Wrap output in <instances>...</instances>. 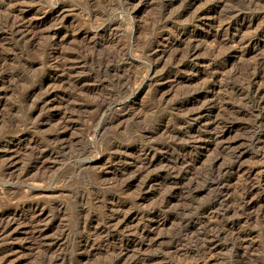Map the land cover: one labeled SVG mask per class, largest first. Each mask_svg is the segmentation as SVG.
I'll list each match as a JSON object with an SVG mask.
<instances>
[{
    "label": "rangeland",
    "instance_id": "obj_1",
    "mask_svg": "<svg viewBox=\"0 0 264 264\" xmlns=\"http://www.w3.org/2000/svg\"><path fill=\"white\" fill-rule=\"evenodd\" d=\"M11 1L13 0H0V167L7 157L14 155L17 148L19 154L16 156V167L11 174L15 175L16 172L31 166L35 161L31 155L33 148H35L34 145H46L45 139L47 136H53L56 134L55 131L59 132L63 128H67L64 133V137L68 141L65 145V151L59 155L60 157L55 163H50L48 169L38 174L47 177L46 182L40 187L41 189H33L34 195H29L31 197L35 196L34 199L42 200L43 204L46 202L44 208L48 217L44 219V224L50 220L48 222L50 226H47L50 237L53 235L59 236L63 232L62 229L65 230V233L68 232V235L70 234V237L66 240L67 244L65 243V247H62V254L67 255L68 264H107L111 259V255L113 256L112 249L115 245L118 249L124 247L125 263L137 264V258L140 257L139 259L143 260L145 256L147 258L149 254L158 251V253L162 251L161 254L166 253L168 250H172L171 248L175 245L181 248L174 249L178 253L173 256L175 252H171L168 255V258L171 259L168 260L167 258L165 264H180V262L181 264H199L195 263L197 258L201 257L197 237L194 240L192 234L186 233L185 229L189 225L193 227L192 222H195L197 215L201 213L203 208L213 202L216 192H205L204 196L192 198L190 194H187L185 188V184L189 180L182 182V180L177 179L167 171L173 166L176 167L175 170L177 168L180 170L179 159L183 154H186V151H189L195 161L190 158L192 162L187 165L189 169L186 168L185 171L190 175L189 179L200 178L202 182L208 174L207 171L210 168L209 164L212 159L216 155L228 159L231 151H219L221 154L216 151V153L218 152L216 154L213 150H209L204 146H192L189 150H185L187 135H181L180 137L177 135L180 128L178 117L181 116L180 119L183 117L179 104L185 102L189 108L209 110L202 107L203 102L205 103L207 99L204 97L197 98L196 89L202 83L211 79V70L199 66L194 71H188L189 74L186 73L187 71L176 73L168 68L167 60H161L158 55V57L153 56L151 53L156 49L155 53H159L169 43L180 44L179 48L181 47V52L184 53L189 49L188 45L190 46V41H193L194 37L198 40L202 39L200 41L204 46H215V50L212 47L205 52L202 51L203 54L201 53L204 57L208 55L207 57L213 61L212 64L215 65L216 63L215 66L219 67L220 65L222 68V71H218L221 75L217 91L220 93L217 94L213 102V93L211 92L209 96L211 104L216 106L218 102V106L221 107L219 113L222 117L238 118L234 123H229L226 138L227 141L242 140L244 143H250V145L249 143L244 144L241 141L242 146L240 143L238 144L239 150L245 153V161L250 163L254 160V155L257 152V147L252 143L251 137L255 133L264 135V114L257 117V113L249 112V116H236V112L230 114L227 110L224 111L222 105L232 103L237 107L242 102L241 105L243 104V107H245L244 110L249 111V106L248 104L245 105L244 101L239 102L238 99L231 98L233 96L232 89L247 80L248 73H246V70L249 67L263 62L264 44L262 41L257 50L249 48L236 52L229 47L231 44L224 41L231 34H236V30L240 27L243 29L239 33L240 36H244V32H246L245 34L248 33L242 23L244 20H248L249 16H252V11L256 7L254 4L259 0H194L189 13L182 17H180L182 12L189 7V0H18L19 4L23 6L22 9L26 12L24 13L25 17L28 18L26 22L30 20L33 23L40 24L32 31L29 29V33H26L27 37L25 35L23 38L13 37L11 32L9 34V28L2 24L10 13L9 6L11 4L9 3L13 4ZM263 6L264 4L260 3L256 9L264 12ZM208 7L214 10L213 16L208 15L209 17L207 16L208 18L205 22H202L201 26L195 24L192 21L193 11L207 10ZM18 12L19 14L16 13V15H22V11ZM214 15L217 18H215V23L212 19ZM57 18L62 20L60 21ZM257 22H260L261 25ZM222 23L223 27H228L230 24V30L227 31V28L219 29V25ZM255 23L248 30V36L253 41L262 40L264 39V24L262 20H257ZM255 26L257 30L254 29ZM260 26L263 27L262 30ZM49 30H59L58 32L66 40L65 44L62 45L63 47H57L48 39L45 34ZM174 50L171 48L169 54H172ZM212 50L214 52H211ZM84 59L87 60L86 64L82 63ZM53 64L59 66L60 69L56 70L57 75L60 74L61 78H57V75L50 76L54 70ZM154 65H157L154 72L156 71L155 76L158 79L169 77V75L168 80L172 79L159 93L155 89L160 82L154 80V76L151 75ZM62 69H69V71L65 72ZM63 74L65 76L70 74L69 79L68 76L65 77ZM209 97L208 99H210ZM43 100L47 101L42 103ZM199 101H202L201 104ZM120 107L124 110H119ZM115 108L121 114H126L125 117L127 118H123L120 125L119 121L114 127L111 126L110 128L106 120L107 117L115 114ZM218 109L209 110L211 116L218 114ZM41 112L44 114H41ZM39 114L42 116H39ZM59 123H61L60 126ZM190 127L196 129L199 125L194 123ZM113 129L117 130L114 131ZM45 132L46 134H44ZM174 135L177 137L175 138ZM144 139L145 146L148 145L149 141V144L153 145L159 153L155 154L153 158L155 165L142 174L144 175H141L142 178L141 176L136 178L137 175H135L134 170L142 154L140 150L144 147L142 142ZM4 145L12 147L10 148L11 151L7 153V148H3ZM162 145L167 146L162 149L164 147ZM13 146H16V148ZM30 146L32 148L28 150ZM117 152L121 155L119 153L118 155ZM130 153H133L132 158H130ZM115 157L117 158L115 159ZM16 177L13 176L10 179L0 175V178H2L0 179V214H3L1 211H6L4 213L7 215H9L7 212H15L13 210L16 201L19 199L24 200L25 194L32 188L30 181H24V179ZM152 177L159 180L160 183L156 182L157 185L155 186L153 183L150 184L149 180H152ZM123 180H131L130 187H123ZM201 182L200 184H202ZM118 186L122 188V192L119 191L120 187L118 188ZM175 190H177L176 193ZM212 194L214 195L211 196ZM168 196L172 197V202L169 206L161 207ZM134 197L137 198L134 199ZM234 200H237V195H232L230 200H227L224 203L225 205L223 204V208L229 206L230 203L232 205L235 202ZM158 202H163V204L160 203L162 205H159ZM13 205L15 206L13 207ZM114 208L119 209L122 216L128 212L127 215L130 217L136 216L137 220L131 223V231L143 223L142 217H149L151 214L157 213L158 220L156 219V222L158 221L157 224L161 223L159 225L160 232L157 231V233H161L160 235L165 234L166 236L161 237H165L164 244L169 245L162 244L157 248H148L145 245L138 247L134 235L130 232L113 234L109 237L106 236L103 230L97 231V229L102 228L101 220L104 219L108 211L114 210ZM57 211H59V214ZM20 212L22 214V211ZM50 212L52 214L54 212V215L57 214V216L52 217ZM87 215L89 218L90 216L95 217L97 223L99 221L98 224L101 225L99 227L97 225L91 226L89 233L81 229V220H84L85 217L89 219ZM1 218L0 216V220ZM259 219L258 223L253 222L250 226L240 228L246 233H250V231L253 233L248 238L249 243L246 245L249 248L240 249L238 247L239 249H237V247L232 248L230 246L229 249L217 252L218 264H264V216ZM18 223L12 226L11 232L8 233L10 235L7 234L9 237L6 235L7 239L0 242L2 244H0V264H47L50 261L49 258L59 255L60 252L58 253V251L56 255H51L47 247L37 246V240L35 241L28 232L30 228L21 224L19 226ZM184 223L185 227L183 226ZM91 231H94V233ZM185 234L188 237L183 236ZM96 237L98 240L93 242ZM86 238L94 243L96 247L91 244V247H88L89 254L81 255L83 257L79 258V248L82 246L80 242H84ZM69 254L72 256L70 257ZM133 256L136 257L135 260ZM138 264L143 263L139 262Z\"/></svg>",
    "mask_w": 264,
    "mask_h": 264
},
{
    "label": "bare ground",
    "instance_id": "obj_2",
    "mask_svg": "<svg viewBox=\"0 0 264 264\" xmlns=\"http://www.w3.org/2000/svg\"><path fill=\"white\" fill-rule=\"evenodd\" d=\"M10 1V0H9ZM172 1V0H171ZM187 1V0H186ZM190 1V3H189ZM189 7H187L181 14L180 17L182 16H186L189 13V9L192 6V3L194 0H189ZM12 3L9 7L10 13L9 15H7V17L5 18V22L2 23L5 27L9 28V34L10 32L12 33L13 37L15 38H23L26 33H29V29H31L30 31H32V29L36 28L38 25L37 23H33L30 20L28 22H26V18L24 13L25 10L22 9V5L19 4L18 0ZM25 2V1H24ZM259 2V3H258ZM258 2H256L254 4L256 7H258L260 5V3L264 4V0H259ZM195 3V2H194ZM171 4V3H170ZM28 5V4H27ZM188 5V4H187ZM8 6V5H7ZM251 6V5H250ZM254 7V6H252ZM256 7H254L253 9V13L252 16L248 17V20H244L242 24L243 27L246 28V31L249 33V29H251L254 24H256L255 22L257 20H262L263 24H264V12L262 10H257ZM264 7V6H263ZM26 8V7H25ZM184 9V8H183ZM205 9V8H204ZM7 10V9H6ZM199 10V9H198ZM18 11H22V15H16V13L19 14ZM196 11V12H195ZM193 11L194 13V17L193 20L195 22V24L197 23L198 25L200 24V26L202 25V22H205V20L212 15L214 12L213 9H211V7L207 10H195ZM6 12V11H5ZM181 12V11H180ZM14 14V15H11ZM177 15V14H176ZM209 15V16H208ZM234 15V14H233ZM4 16V15H3ZM208 16V17H207ZM213 16V15H212ZM216 15H214V17L212 18L214 21L213 23L216 22ZM248 16V15H247ZM216 18V19H215ZM59 19V18H57ZM56 19V20H57ZM60 21L62 19H59ZM177 21V20H176ZM222 21V20H221ZM59 22V21H58ZM62 23V22H61ZM260 23V22H257ZM193 24V23H192ZM194 24V25H195ZM241 24V25H242ZM230 25V24H229ZM229 25L228 27L225 26L223 27V23L219 25V29H223V28H227L226 30L229 31ZM261 25V23L259 24ZM1 26V25H0ZM197 26V25H195ZM258 27V26H257ZM235 28V27H234ZM261 30L263 27H261ZM254 29L257 30L256 26L254 27ZM253 29V30H254ZM259 29V28H258ZM3 30H5L3 28ZM243 29L240 27L238 30H236V34L233 33L231 34L230 37H228V39L224 42H227L228 44H231L229 47L233 50V51H238L241 49H249V48H253L254 50L259 49V46L261 45L262 41L264 44V39L262 40H256L253 41L251 39L250 36H248L249 34H245L246 32H244V36H240L239 33L242 31ZM59 30H49L47 32V37L50 41H52V43L54 45L58 46H62L65 44L64 37L58 32ZM255 31V30H254ZM257 32V31H256ZM259 32V31H258ZM255 33V32H254ZM67 34V33H66ZM65 34V35H66ZM71 34V33H70ZM256 34V33H255ZM260 35V34H259ZM258 35V36H259ZM252 36H254L252 34ZM264 36V34H263ZM27 37V35H26ZM194 37V36H193ZM261 37V36H260ZM195 39L193 41H190V46L188 45L189 49L182 53L181 52V47L179 48L180 44H176L174 45V43H169L165 45V49H163L162 51H160L159 53H155L157 51H152L151 54H153V56H159V58L161 60H167L166 64L168 66V68L171 69V71H175L176 73H180V72H186L188 73V71H194L195 69H198L197 67L201 66V67H207L208 70H211V74L210 77L211 79H208L207 81H205L204 83H202L200 86H198V88L196 89V97L200 98V97H204L206 98V102H203V106L206 109L212 110L214 108L218 109V114L216 113L215 116H211V113L209 110H205L203 111L201 108H189L187 103H182L179 104V108H180V112H183V117L182 119L181 116L178 117L179 118V125L180 128L177 132L178 137H180L181 135H187V141L185 144V150H189L190 147H198V146H204L206 148H208L209 150H213L214 153H216V151H231V154L228 156V159L223 158V156H218L216 155V157H214L211 161V163L209 164V169H208V174L205 177V179L201 182L200 178H190L188 173L185 171V169H189L187 167V165L192 162V159H194V157L192 156V154L189 153V151H186V154L179 159V164L181 166L180 170H178V168L175 170L174 166L173 168L169 169L167 172H170L171 175H174L175 177H177V179H180L183 181L189 180L186 185V189H187V194L194 198H198L200 196H202L205 192H212L215 193V197L214 200H212L213 202L211 204H209L208 206H206L205 208L202 209L201 213H199L197 215V218L195 219V222H192L193 227L192 226H187L186 227V233L188 234H192V238H194V240L197 237V245H199V250L201 253V257L197 260L195 263H199V264H218L219 262V258L216 256L217 252H220L222 250H226L229 249L230 246H232V248L237 247V249H241L247 248L246 245L249 243L248 238L251 237V234H253L251 231L250 233H246L244 230H241L243 226H250V224L253 222H257L258 220H260L259 218L264 216V135H260L258 134H254L251 137V141L252 143L257 147V152L256 155H254V160L251 161L250 163L245 161V153L241 150H239L238 148V144L242 141V140H228L226 138V130L228 129V125L229 123H234L236 119L238 118H231V117H226L224 118V116L222 117L221 114L219 113V111L221 110V107L218 106V102L216 106H213L211 104V98L209 97L211 95V92L213 93L212 95V101L214 102L215 98L217 97V94L220 93L219 91H217V87L220 84V71H222L221 66L219 65V67L215 66L214 64H212V60L209 59L207 56L204 57L202 54V51H207V49H211L213 47V49L215 50V46L214 45H209V46H204L203 43L198 40L196 37H194ZM257 38V37H256ZM260 39V38H259ZM18 40V39H17ZM191 40V39H190ZM12 41V40H11ZM68 42V41H67ZM174 42V41H173ZM180 42V41H179ZM189 42V41H188ZM205 42V41H204ZM224 44V43H223ZM63 47V46H62ZM175 47V50H174ZM187 47V45H186ZM264 47V46H263ZM262 47V49H263ZM171 48H173L174 52L171 53ZM61 49V48H60ZM177 49V50H176ZM187 49V48H186ZM261 49V50H262ZM185 50V49H184ZM183 50V51H184ZM214 50H212L211 52H214ZM218 51L220 49H217ZM202 53V54H201ZM211 55V54H210ZM214 55V54H213ZM85 56V55H84ZM157 56V57H158ZM218 56V55H217ZM68 57V56H67ZM66 57V58H67ZM81 58V56H80ZM85 58L87 59V57L85 56ZM168 58V59H167ZM213 58V57H211ZM218 58V57H217ZM68 59V58H67ZM84 59V61L82 62L83 64L87 63V60ZM151 59V58H150ZM154 59V58H153ZM66 60V59H65ZM69 60V59H68ZM80 60V59H79ZM159 60V59H158ZM262 61V60H261ZM165 62V61H164ZM65 64V63H64ZM81 64V63H80ZM54 65V64H53ZM82 65V64H81ZM163 65V64H162ZM65 66V65H64ZM68 66V65H67ZM117 66V65H116ZM157 66V65H156ZM156 66L154 65L152 71L153 73L151 75H153V79L160 82L159 84L156 85V92L159 93L160 91H162L163 87L165 85H167L168 83L171 82V80H168L170 78L169 77H161L160 79H158L155 76V72L154 70H156ZM224 66V65H223ZM222 66V67H223ZM70 67V66H68ZM73 67V66H72ZM52 68V67H51ZM59 66L58 65H54V70L51 73L50 76H56L57 75V70ZM64 68V67H63ZM71 68V67H70ZM163 68V66H162ZM206 68V69H207ZM2 69V68H1ZM47 69V68H46ZM60 69V68H59ZM86 69V68H85ZM128 69V68H127ZM164 69V68H163ZM65 72H67V70L69 71V69L65 70L62 69ZM76 70V69H75ZM158 70V69H157ZM233 70V69H232ZM236 70V69H235ZM38 71V70H37ZM43 71V70H42ZM63 71V72H64ZM85 71V70H84ZM89 71V70H88ZM160 71H162V69H160ZM170 71V70H169ZM219 71V72H218ZM228 71V70H226ZM243 71V70H242ZM248 73L247 74V80H244L245 82L242 83L239 86H236L234 89H232V93L233 96L231 98H235L238 99L239 102L240 101H244L243 103L246 105L248 104L249 106V111H245L243 107V104L241 105V103L239 104V106L236 107V105L232 104V103H227L225 106L222 105V108L225 110H227L228 112H236V116H247L249 114V112H255L257 113V117L261 116L264 114V60L261 63H258L256 65H252L251 67H249V69L246 70ZM64 72V73H65ZM159 72V71H158ZM199 72V71H198ZM232 72V71H231ZM236 72V71H235ZM3 73V72H2ZM168 73V72H167ZM172 73V72H171ZM174 73V72H173ZM219 73V74H218ZM222 73V72H221ZM229 73V71H228ZM62 74V72H61ZM72 74V73H71ZM157 74V73H156ZM189 74V73H188ZM234 74V73H233ZM243 74V73H242ZM64 75V74H63ZM174 75V74H173ZM239 75V74H238ZM246 75V74H245ZM65 76V75H64ZM68 76V74L66 75ZM65 76V77H66ZM168 76V74H167ZM241 76V75H240ZM57 78H61V75L58 74L56 76ZM69 76L67 77L69 79ZM151 77V76H150ZM151 77V78H152ZM197 77V76H196ZM209 77V78H210ZM223 77V76H222ZM230 77V76H228ZM150 78V79H151ZM237 78V75H236ZM128 79V78H127ZM222 79V78H221ZM239 79V78H238ZM126 80V79H125ZM143 80V79H142ZM153 80V81H154ZM64 81V80H63ZM66 81V80H65ZM68 82V81H67ZM203 82V81H202ZM61 83V82H60ZM65 83V82H64ZM154 83V82H153ZM239 83V82H238ZM155 85V83H154ZM234 85V84H233ZM47 86V85H46ZM73 86V85H72ZM39 88V87H38ZM37 88V89H38ZM219 88V87H218ZM40 89V88H39ZM48 89V88H47ZM65 89V88H64ZM45 90V89H44ZM67 90V89H66ZM219 90V89H218ZM226 93V92H224ZM46 94V93H45ZM86 94V93H85ZM231 94V93H230ZM44 95V94H43ZM37 96H41V95H37ZM163 96V95H162ZM33 97V96H32ZM30 97V98H32ZM36 97V96H35ZM43 97V96H42ZM47 97V96H46ZM208 97L210 99H208ZM220 97V96H219ZM218 97V98H219ZM65 98V97H64ZM37 99H39L37 97ZM35 99V100H37ZM219 100V99H218ZM234 100V99H233ZM38 101V100H37ZM44 101L47 100H43L42 103H44ZM195 101V100H194ZM217 101V99H216ZM227 101V99H226ZM193 102V101H192ZM200 102V101H199ZM202 102V101H201ZM200 102V104H201ZM220 102V101H219ZM224 102V101H223ZM229 102V101H228ZM231 102V101H230ZM34 103V102H33ZM46 103V102H45ZM48 103V102H47ZM222 103V102H221ZM192 104V103H191ZM195 104V103H194ZM197 104V103H196ZM199 105V104H198ZM215 105V104H214ZM43 106V104H42ZM46 106V105H45ZM44 107V106H43ZM191 107V106H190ZM198 107V106H197ZM200 107V106H199ZM37 108V107H36ZM98 108V107H97ZM103 108V107H102ZM119 108V107H118ZM121 108V107H120ZM195 108V107H194ZM247 108V107H246ZM46 109V108H45ZM52 109V108H51ZM50 109V110H51ZM95 109V108H94ZM117 108H115L116 110ZM37 110V109H36ZM43 110V109H42ZM119 110H124V109H119ZM119 110L115 111V114L110 117H107V122L108 125L111 126H115L116 123H119V125L121 124L123 118H127L125 117L126 114H121L119 112ZM114 111V110H113ZM179 111V110H178ZM222 112V111H221ZM250 113V114H251ZM41 114H44L41 112ZM113 114V113H112ZM226 114V113H225ZM254 114V113H253ZM48 115V114H46ZM94 115V114H93ZM224 115V114H223ZM39 116H42L39 114ZM45 116V115H44ZM179 116V115H177ZM249 116V115H248ZM251 116V115H250ZM264 116V115H263ZM68 117V116H67ZM256 117V116H254ZM256 117V118H257ZM39 118V117H38ZM249 118V117H248ZM72 119V118H71ZM70 119V122H71ZM245 119V117H244ZM253 119V118H252ZM42 120V119H41ZM65 120V119H64ZM63 120V121H64ZM241 120V119H240ZM243 120V119H242ZM237 121V120H236ZM256 121V120H255ZM258 121V120H257ZM37 122V121H36ZM172 122V121H171ZM176 122V121H175ZM250 122V121H249ZM198 124L199 127L196 129H192L190 126ZM35 124V123H33ZM249 124V123H248ZM61 125V123H59V126ZM34 126V125H33ZM247 126V125H246ZM64 127V126H63ZM68 127V126H67ZM169 127V126H167ZM253 127V126H252ZM118 128V127H116ZM57 129V128H56ZM62 129V128H59ZM67 128H63L61 131L56 132L55 135H49L47 136L46 140V145H38L35 144V148H33L31 155L34 158V162L31 166L26 167V168H22V171H18L16 172L17 174L13 175L11 174V172H13L14 168L16 167V156L19 154L18 152V148L17 150L12 151L14 152V155H11L10 157H7L3 162L2 165L0 167V175L4 178H12L13 176H17L20 179H24L28 180L32 183V188L29 189V191L25 194V199L24 200H18L16 201L15 205H13L15 212L13 213H9L7 212L9 215H7L6 211H1L3 214H0V216L2 217L0 220V242H3L5 239H7L6 237L10 234L12 226L14 224H20L21 225H25L27 227L30 228V234L32 235L33 239L38 243L37 246H42L47 247V250H49V254H54L56 255L57 251L59 253V255L53 256V258H49L50 261L48 262L47 260V264H68V260L65 256V254L63 252V246L66 245V240L67 238H69L70 234L68 235V232H64L65 230L62 229L61 231H63L59 236H52L50 237L48 234V227L49 225V221L47 223L44 224V219L47 218L48 214H46V209L44 208V205L41 201L42 200H37V198L34 199L35 196L34 195V191L33 189L36 190V188H40L43 184H45L47 177L38 175L41 171L43 172V170L45 171V169L49 168L50 163H55L56 160L60 157L59 155L61 153H63L65 151V145L67 144V140L64 137V133L65 130ZM166 129V128H165ZM164 129V130H165ZM29 130V129H28ZM69 130V129H68ZM114 131H116L115 129H113ZM164 130H162V132H164ZM247 130V129H246ZM166 131V130H165ZM249 131V130H248ZM54 132V133H55ZM168 132V131H167ZM53 133V134H54ZM152 133V132H151ZM246 133V132H245ZM250 133V132H249ZM248 133V134H249ZM46 134V132L44 133ZM160 134V133H159ZM163 134V133H162ZM176 135V134H175ZM174 135V136H175ZM250 135V134H249ZM163 136V135H162ZM169 136V135H168ZM167 136V137H168ZM173 136V137H174ZM45 137V136H44ZM151 137V136H150ZM153 137V136H152ZM177 136H175L176 138ZM183 137V136H182ZM146 138V137H145ZM155 138V137H154ZM229 138V137H228ZM142 139V138H141ZM140 139V140H141ZM151 139V138H150ZM148 139V140H150ZM168 139V138H167ZM180 139V138H179ZM250 139V138H249ZM245 140V139H244ZM31 141V140H30ZM42 141V140H41ZM147 141V140H146ZM155 141V140H154ZM171 141V140H170ZM143 145L145 142L142 140ZM173 142V141H172ZM243 142V141H242ZM41 143V142H40ZM147 143V142H146ZM244 143V142H243ZM243 143H240V145L242 146ZM249 142H245L244 144H248ZM42 144V143H41ZM71 144V143H70ZM148 145L142 148L141 151V156L139 158V162L135 167L134 173L135 175H137L136 178H138V176L140 177L142 174L146 173L147 171H149L154 165H155V161H154V156L155 154L159 153L157 151V149H155V147H153V145L149 144V141L147 143ZM153 144V143H152ZM167 144V143H166ZM252 144V145H253ZM175 145V144H174ZM239 145V146H240ZM250 145V143H249ZM18 146V145H17ZM32 146V145H31ZM28 147V150H31V148L33 147ZM164 146V145H162ZM167 145H165L162 149H165ZM246 146V145H245ZM7 148L6 151L7 153L11 151L9 145L8 146H3V148ZM14 148H16V146H13ZM68 147V146H67ZM2 148V149H3ZM161 148V147H160ZM1 149V148H0ZM27 150V151H28ZM117 150V149H116ZM115 150V151H116ZM195 150V149H194ZM125 151V150H124ZM161 151V149H160ZM166 151V150H165ZM120 152V151H119ZM117 152V154L119 153ZM122 153H124L123 151H121ZM139 152V151H138ZM217 152V153H218ZM223 152V153H224ZM30 153V152H29ZM216 153V154H217ZM220 153V152H219ZM120 154V153H119ZM118 154V155H119ZM126 154V152H125ZM129 154V153H128ZM133 154V153H132ZM132 154L130 153V158H132ZM221 154V153H220ZM227 154V153H226ZM225 154V156H226ZM121 155V154H120ZM30 156V154H29ZM31 156V159H32ZM112 156V155H111ZM123 156V155H122ZM125 156V155H124ZM128 157V156H127ZM187 157H189V159H187ZM117 157H115L116 159ZM125 158V157H124ZM129 158V157H128ZM125 160V159H124ZM135 160V159H134ZM122 161V160H121ZM120 161V162H121ZM136 161V160H135ZM177 161V160H176ZM195 161V159H194ZM134 162V161H133ZM123 163V162H122ZM126 163V161H125ZM128 163V161H127ZM31 164V162H30ZM135 164V162H134ZM175 164V163H174ZM125 166V165H124ZM131 166V165H130ZM167 166V165H166ZM177 166V165H176ZM194 166V165H193ZM178 167V166H177ZM131 168V167H130ZM165 168V167H164ZM192 169V168H191ZM202 169V168H201ZM17 170V169H16ZM167 170V169H166ZM193 170V169H192ZM196 170V169H195ZM192 172V171H191ZM194 172V171H193ZM45 173V172H44ZM131 173V172H130ZM190 173V172H189ZM148 174V173H147ZM153 174V173H152ZM160 175V174H159ZM167 175H169L167 173ZM199 175V174H198ZM144 176V175H142ZM141 176V178H142ZM147 176V175H146ZM151 176V175H150ZM195 176H197L195 174ZM16 177V178H17ZM194 177V176H192ZM3 178V179H4ZM133 178V176H132ZM135 178V179H136ZM145 178V177H144ZM153 178V177H152ZM2 179V178H0ZM15 179V177H14ZM129 179V178H128ZM140 179V178H139ZM145 180H147L145 178ZM106 181V180H105ZM116 181V180H115ZM131 181V180H130ZM130 181L129 180H123V187H130ZM144 181V180H143ZM150 184L153 183L154 186L157 185L156 182H159V180H157L156 178H153L152 180H149ZM174 181V180H173ZM200 182L202 184H200ZM107 183V182H106ZM122 183V182H121ZM144 183V182H142ZM186 183V182H185ZM162 184V183H161ZM144 185V184H143ZM142 185V186H143ZM141 186V187H142ZM151 186V185H150ZM120 186H118L119 188ZM152 187V186H151ZM176 187V186H175ZM171 188V187H170ZM41 189V188H40ZM126 189V188H125ZM173 189V188H172ZM176 189V188H175ZM185 189V190H186ZM119 190V189H118ZM122 188L120 187L121 191ZM125 191V190H124ZM123 191V192H124ZM127 191V190H126ZM183 191V190H182ZM181 191V192H182ZM122 192V191H121ZM144 192V190H143ZM177 192V190H175V193ZM180 192V191H179ZM180 192V193H181ZM184 193V192H183ZM182 193V194H183ZM29 194H33L31 197ZM179 194V193H178ZM214 194H212L211 196H213ZM232 195H237V200L235 202L229 204V206L223 208V204L227 202V200L229 201L230 198L232 197ZM12 196V195H11ZM181 196V195H180ZM189 196V197H190ZM204 196V195H203ZM164 197V196H163ZM188 197V198H189ZM12 198V197H11ZM14 198V197H13ZM137 197H134V199ZM139 198V197H138ZM148 198V197H147ZM187 198V197H186ZM234 198V197H233ZM112 199V198H111ZM117 199V198H116ZM185 199V198H184ZM202 199V198H201ZM11 200V199H10ZM17 200V199H16ZM87 200V199H86ZM91 200V199H90ZM98 200V199H97ZM113 200V199H112ZM140 200V199H139ZM179 200V198H178ZM14 201V200H13ZM92 201V200H91ZM108 201V200H107ZM136 201V200H135ZM162 201V200H161ZM109 202V201H108ZM116 202V201H115ZM172 202V197L168 196L165 198V202L164 205L163 202H160L162 204L161 207L163 206H169L170 203ZM106 203V202H105ZM111 203V202H110ZM136 203V202H135ZM138 203V202H137ZM157 203V204H158ZM229 203V202H228ZM55 204V202H54ZM57 204V203H56ZM112 204H114L112 202ZM121 204V203H120ZM140 204V203H139ZM51 205V203H50ZM107 205V204H105ZM119 205V204H118ZM158 205V206H159ZM225 205V204H224ZM46 206V205H45ZM114 206V205H113ZM200 206V205H199ZM48 207V204H47ZM119 207V206H118ZM123 207V206H122ZM157 207V206H156ZM21 208V209H20ZM60 208V207H59ZM57 208V209H59ZM116 208V207H115ZM112 209L111 211H108L107 214L104 216V219L101 220L102 222V226L99 223H97V219H95V217L93 216H88L89 219H87V217L83 218L84 220H81V229L86 230L88 233L90 232V228L93 225H97V227H99V225L102 228L97 229L98 230H103L106 234V236H112L113 234H123L126 232H130V234H133L135 237V242H137L138 247L139 246H146L148 248H152V247H160L162 244L165 243V237H161L164 235H160L157 233L160 232V228L159 225H161V223L157 224L156 219L157 213L151 214L148 219L147 217H142L143 219H141L143 221V223L141 225H139L138 227L135 228V230L131 231V223L135 222V220H137L135 217H130L129 215L125 214L124 216H122V212L118 209ZM168 208V207H167ZM51 209V208H50ZM123 209V208H120ZM156 209V208H155ZM161 209V208H160ZM163 209V208H162ZM49 210V208H48ZM56 211V209H54ZM61 210V209H60ZM109 210V209H108ZM157 210V209H156ZM165 210V209H164ZM198 210V209H197ZM22 211V214H20ZM50 211V210H49ZM53 211V210H52ZM152 211V209H151ZM161 211V210H160ZM166 211V210H165ZM189 211V210H188ZM25 212L27 213L25 215ZM59 214V211H57ZM63 212V211H62ZM127 212V211H126ZM125 212V213H126ZM149 212V211H148ZM51 213V212H50ZM52 214V213H51ZM147 215V214H146ZM145 215V216H146ZM186 215V214H185ZM191 215V214H190ZM263 215V216H262ZM6 216V217H5ZM12 216V217H11ZM51 216V215H50ZM53 216H57V214L54 215V212L52 214ZM103 216V215H102ZM101 216V217H102ZM161 216V214H160ZM51 218V217H50ZM58 218V217H57ZM9 219V220H8ZM100 219V218H99ZM98 219V220H99ZM140 220V221H141ZM158 220V219H157ZM55 221V219H54ZM190 221V220H189ZM42 223V224H41ZM190 223V222H189ZM260 223V221H259ZM41 224V225H40ZM44 224V226H43ZM51 224V223H50ZM191 224V223H190ZM251 224V225H252ZM48 226V227H47ZM53 226V225H52ZM137 226V225H136ZM183 226L185 227V223L183 224ZM52 228V227H51ZM95 228V227H94ZM133 228V227H132ZM241 228V229H240ZM159 229V230H158ZM80 230V229H79ZM78 230V231H79ZM60 231V229H59ZM58 231V233H59ZM69 231V230H68ZM83 231V230H82ZM85 231V232H86ZM96 231V230H95ZM27 232V231H26ZM57 232V231H56ZM92 232V231H91ZM57 233V234H58ZM83 233V232H82ZM87 233V234H88ZM94 233V231L92 232ZM98 233V232H97ZM96 233V234H97ZM180 233V232H179ZM8 234V235H7ZM103 234V233H102ZM129 234V233H128ZM181 234V233H180ZM194 234V235H193ZM7 235V236H6ZM56 235V234H55ZM85 235V234H84ZM83 235V236H84ZM90 235V234H89ZM88 235V236H89ZM93 235V234H92ZM178 235V234H177ZM176 235V236H177ZM82 236V238H83ZM86 236V235H85ZM96 236V235H95ZM129 236V235H128ZM166 236V235H165ZM181 236V235H180ZM185 237H188L187 234L183 235ZM182 236V237H183ZM254 236V235H253ZM9 237V236H8ZM90 237V236H89ZM93 237V236H92ZM98 237V236H97ZM96 237V239H94L93 242H95V240H98V238ZM103 237V236H102ZM178 237V236H177ZM181 237V238H182ZM81 238V239H82ZM101 238V237H100ZM190 238V237H189ZM72 239V238H71ZM84 239V238H83ZM91 239V238H90ZM176 239V238H175ZM188 239V238H187ZM252 239H254L252 237ZM69 240V239H68ZM93 240V239H92ZM113 240V239H112ZM182 240V239H181ZM251 240V239H250ZM34 241V243H35ZM49 241V243H47ZM132 241V240H131ZM171 241V240H169ZM179 241V240H178ZM184 241V240H183ZM186 241V240H185ZM190 241V240H189ZM192 241V240H191ZM6 242V241H5ZM99 242V241H98ZM182 242V241H181ZM180 242V243H181ZM188 242V240H187ZM196 242V241H195ZM33 243V244H34ZM46 243V244H45ZM66 243V244H65ZM69 243V242H68ZM78 243V242H77ZM169 243V242H168ZM175 243V242H174ZM186 243V242H185ZM189 243V242H188ZM191 243V242H190ZM193 243V242H192ZM1 244V243H0ZM82 244V246H80L79 248V258H82L84 255L89 254V250L88 247H91V244H94L92 242H90L89 239L86 238V240L84 242H80V245ZM97 244V243H96ZM122 244V243H121ZM177 244V243H176ZM253 244H255L253 242ZM252 244V245H253ZM2 245V244H1ZM98 245V244H97ZM108 245V244H107ZM165 245V244H164ZM167 245V244H166ZM165 245V246H166ZM169 245V244H168ZM167 245V246H168ZM179 245V244H177ZM183 245V244H180ZM197 245H192V246H197ZM95 246V244H94ZM117 246V245H115ZM114 246V248L112 249L113 251V256L111 255V259L109 260V262H105L107 264H122L123 262L125 263V258H126V254H125V250H123V248H116ZM120 246V245H119ZM191 246V247H192ZM249 246V245H248ZM65 247V246H64ZM96 247V246H95ZM121 247V246H120ZM126 247V246H125ZM145 247V248H146ZM172 247V246H171ZM179 247V246H178ZM176 247L174 245V247H172V250H166V253H153V254H149L145 259L141 260L139 258H137L138 262H136L137 264L139 262H142L143 264H165L167 262V258L169 257L168 255L172 252H175L176 249H180L181 247ZM189 247V246H188ZM190 247V248H191ZM239 247V248H238ZM40 248V247H39ZM108 248V247H107ZM132 248V247H131ZM130 248V249H131ZM144 248V249H145ZM198 248V247H197ZM196 248V249H197ZM249 248V247H248ZM247 248V249H248ZM67 249V247H66ZM65 249V250H66ZM90 249V248H89ZM127 249V248H126ZM134 249V248H133ZM175 249V250H174ZM91 250H93L91 248ZM129 250V249H128ZM153 250V249H152ZM162 250V249H161ZM174 250V251H173ZM198 250V249H197ZM232 250V249H231ZM67 251V250H66ZM143 251V250H142ZM151 251V250H150ZM65 252V251H64ZM69 252V251H68ZM139 252V249H138ZM145 252V251H144ZM198 252V251H197ZM47 253V252H46ZM45 253V255H46ZM67 253V252H65ZM132 253V252H131ZM146 253L148 254L147 250ZM150 253V252H149ZM178 253L175 252L173 254V256ZM180 253V252H179ZM247 253V252H246ZM48 254V253H47ZM68 254V253H67ZM77 254V253H76ZM92 254V253H91ZM133 254V253H132ZM137 254V253H136ZM141 254V252H140ZM144 254V253H143ZM161 254V255H160ZM195 254V253H194ZM231 254V253H230ZM51 255H47V256H51ZM70 255V254H69ZM78 255V254H77ZM83 255V256H81ZM129 257L130 255L127 254ZM134 255V254H133ZM193 255V254H192ZM207 255V257H206ZM220 255V254H219ZM72 255H70L71 257ZM75 256V255H74ZM132 256V255H131ZM171 256V257H173ZM200 256V255H198ZM134 257V256H133ZM132 257V258H133ZM48 258V257H47ZM74 258V257H73ZM128 258V257H127ZM136 257H134L135 260ZM72 259V258H71ZM129 259V258H128ZM171 258H168V260ZM3 260V259H2ZM70 260V258H69ZM80 260V259H79ZM73 261V260H72ZM132 261V260H130ZM171 261V260H170ZM224 261V260H223ZM1 262V261H0ZM71 263V262H70ZM170 263V262H169ZM221 263V262H220ZM125 264H132V262H128ZM168 264V263H167ZM179 264V263H178ZM181 264V262H180ZM185 264V263H183ZM229 264V263H228Z\"/></svg>",
    "mask_w": 264,
    "mask_h": 264
}]
</instances>
